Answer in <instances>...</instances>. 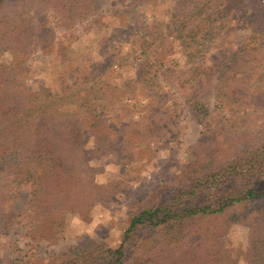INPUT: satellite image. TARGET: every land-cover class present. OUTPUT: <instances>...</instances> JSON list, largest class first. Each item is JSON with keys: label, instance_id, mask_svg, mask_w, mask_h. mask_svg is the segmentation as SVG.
I'll use <instances>...</instances> for the list:
<instances>
[{"label": "trees", "instance_id": "trees-1", "mask_svg": "<svg viewBox=\"0 0 264 264\" xmlns=\"http://www.w3.org/2000/svg\"><path fill=\"white\" fill-rule=\"evenodd\" d=\"M86 2L0 0V189L30 187L19 215L32 243L56 242L66 215L86 222L94 206L111 199L118 183L96 181L106 155L125 160L159 137L157 119L166 109L156 78L159 69L179 65L173 44L191 63L193 74L176 82L190 97L218 73L217 103L233 113L264 109V0H172L158 15L144 10L157 0H132L117 15L129 38L118 44L142 49L131 59L123 50L57 46L50 18L62 22ZM238 28L249 35L234 50L215 43ZM35 48L55 52L68 67L53 80L38 79L47 67L36 72L28 64ZM211 48L217 50L206 59ZM117 56L125 63L117 82L108 81L99 67H111ZM246 145L217 134L212 150L190 153L170 191H152L130 211L116 246L87 237L56 259L31 263L125 264L131 251L137 263L241 264L225 241L238 224L246 230L243 264H264V134ZM17 216L0 210V238Z\"/></svg>", "mask_w": 264, "mask_h": 264}, {"label": "rangeland", "instance_id": "rangeland-1", "mask_svg": "<svg viewBox=\"0 0 264 264\" xmlns=\"http://www.w3.org/2000/svg\"><path fill=\"white\" fill-rule=\"evenodd\" d=\"M171 1L157 0L155 6L148 9L146 6L144 10L149 14L158 15ZM130 2L132 0H87L62 22L50 18L57 46L58 43L66 45L71 41L70 46L80 52L123 50L124 54L129 53L126 56L128 59L136 56L142 50L138 45H132L130 51H126L128 49L118 44L125 43L128 38L125 19L117 18L118 10ZM247 35L248 29L238 28L228 35L221 33L215 43L234 50ZM105 39L109 41L105 45L101 44L100 41ZM170 48L179 65H168L159 69L160 74H157L161 105L165 104L164 111L166 109L165 113L158 115L159 137L135 147L131 157L125 160L118 159L114 153H109L101 160L102 170L96 175V181L103 184L111 181L118 183L111 199L104 205L94 206L86 222L76 214L66 215L61 238L56 242L32 243L23 236L25 222L19 215L25 209L30 187L22 185L15 189L8 188L7 191L0 189V210L18 215L15 223L9 224L7 236L0 238V264H32L34 258H42L44 262H48L87 237L114 247L119 243L130 211L145 202L152 191H170L181 174L180 170L191 161L190 153L212 150L217 134L240 139L243 144L247 143L245 148L253 146L257 132L263 136L264 109L239 108L233 113L216 102L213 87L218 73L211 82H203V85L194 91L196 98L190 97L177 81L187 79L193 74L192 70H189L191 63L184 64L182 57L179 58L177 44ZM216 50L217 48H211L203 56L209 59ZM3 58L8 59L7 56ZM60 58L55 52L44 54L35 48L29 56L28 64L36 72L41 66H46V76H40L38 79L49 81L53 80L60 70L68 67L67 64L61 63ZM125 59L117 56L111 67L106 63L99 67L101 73H106V80L117 82ZM212 62L211 60L209 64ZM97 63H102L100 58ZM102 68L105 69L104 72ZM225 241L243 264L247 244L245 227L231 224ZM131 256L133 257L130 251L125 264H147L144 261L134 262Z\"/></svg>", "mask_w": 264, "mask_h": 264}]
</instances>
